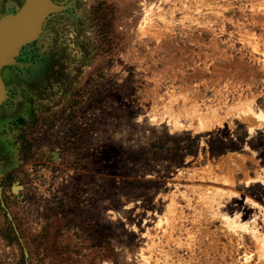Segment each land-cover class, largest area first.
I'll use <instances>...</instances> for the list:
<instances>
[{"label":"rangeland","instance_id":"1","mask_svg":"<svg viewBox=\"0 0 264 264\" xmlns=\"http://www.w3.org/2000/svg\"><path fill=\"white\" fill-rule=\"evenodd\" d=\"M53 2L1 69L0 264H264V0Z\"/></svg>","mask_w":264,"mask_h":264},{"label":"bare ground","instance_id":"2","mask_svg":"<svg viewBox=\"0 0 264 264\" xmlns=\"http://www.w3.org/2000/svg\"><path fill=\"white\" fill-rule=\"evenodd\" d=\"M11 4L13 5V3L9 5ZM63 9V6L57 5L53 0H25L17 12L10 15V18L2 16L3 18L0 20V106L8 95L1 69L5 65H16V56L21 48L41 37L47 17ZM18 65L22 68L24 66L22 62ZM257 115L264 119V112L260 111ZM176 123L178 124V122ZM236 218L237 215L226 216L225 223L231 228L233 222H238Z\"/></svg>","mask_w":264,"mask_h":264},{"label":"trees","instance_id":"3","mask_svg":"<svg viewBox=\"0 0 264 264\" xmlns=\"http://www.w3.org/2000/svg\"><path fill=\"white\" fill-rule=\"evenodd\" d=\"M246 136V134H245ZM180 151L184 152L185 154H189V155H196L197 151H198V146L196 143L195 139H192L190 144L187 145L186 147H179L178 148ZM228 150H234V147L225 143L224 141H212L211 143V152L213 154H223Z\"/></svg>","mask_w":264,"mask_h":264}]
</instances>
